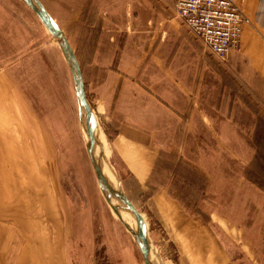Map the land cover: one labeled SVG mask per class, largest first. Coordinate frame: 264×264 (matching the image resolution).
I'll use <instances>...</instances> for the list:
<instances>
[{"label":"rangeland","instance_id":"obj_1","mask_svg":"<svg viewBox=\"0 0 264 264\" xmlns=\"http://www.w3.org/2000/svg\"><path fill=\"white\" fill-rule=\"evenodd\" d=\"M121 1L54 23L81 67L104 158L115 118L157 128L163 151L156 182L179 199L180 220L211 231L210 259L194 252L198 239L183 235L182 221L177 226L143 208L158 264H216L219 251L227 264H264V102L245 85L249 68L210 53L178 17L176 0ZM16 101L17 141L8 139ZM0 105L4 179L19 184L21 205L34 202L37 232L60 233L57 261L144 264L93 170L72 66L23 0H0ZM28 117L36 124L25 125Z\"/></svg>","mask_w":264,"mask_h":264},{"label":"crops","instance_id":"obj_2","mask_svg":"<svg viewBox=\"0 0 264 264\" xmlns=\"http://www.w3.org/2000/svg\"><path fill=\"white\" fill-rule=\"evenodd\" d=\"M38 1L50 15L53 22L54 20L59 22L58 19L60 21L64 20L63 14L67 15L65 18H70L69 16L72 15L75 16L76 20H80L79 14L92 12L93 5L105 7L101 9L104 11L110 6L123 3L121 0ZM236 2L243 8L247 21L242 25L238 51H232L229 55V66L234 68L236 65L243 63L249 68V79L246 80L245 85H250L252 92L259 94V99L254 98L255 100L264 102V0H236ZM99 11L100 9L97 12ZM57 14L60 15L57 16ZM182 23L184 24L183 21ZM62 34L64 36L63 31ZM19 105V101L11 103L12 134L10 133L11 137L8 139H15V141L19 140L20 133ZM2 110L3 106L0 105V120L3 119ZM28 113L27 111L26 114L28 115ZM250 116L251 114L248 112L249 119ZM115 122L117 124L106 129V152L108 162L113 167L119 180L122 193L141 215H143V208H148V210L151 208L158 215L157 219L172 221V224L179 226L180 221H182L180 220L181 205L179 199L171 197L166 188L156 182L155 177L159 168L161 152L163 151V139L160 136L163 135L162 132L159 135L157 128L149 129L142 121L126 116L115 118ZM26 123L32 126L34 123L36 124V122L32 123L29 117L25 125ZM208 123V120L204 119V124L208 125ZM3 124L0 123V264H62L57 261L56 256L61 246L57 242L60 233L57 232L56 237L51 236L49 238L50 234H46L44 231L41 232V230L37 232L35 217L32 216L35 213L34 202L26 203V205L28 204L27 208L23 204L21 205L19 184L14 180L5 181L4 179L5 169L3 159H1L6 156L3 147L5 140ZM14 124H16L15 127ZM27 131L30 134L33 130L27 127ZM243 138L245 137L243 136ZM211 139V137H204L203 140ZM14 155L12 153V156ZM85 172L89 173V169L85 168ZM62 187L61 185L59 188L62 189ZM60 203L64 205L62 199ZM183 220H186L181 223L183 235L195 236L198 239L194 252L203 253L211 259V231L200 224L198 228H193L189 223V219L183 218ZM32 252L41 254L38 260H36V257L35 260L30 259ZM218 253L220 259L215 261L216 264H227L225 258L221 259V251ZM206 264H210V260Z\"/></svg>","mask_w":264,"mask_h":264},{"label":"built area","instance_id":"obj_3","mask_svg":"<svg viewBox=\"0 0 264 264\" xmlns=\"http://www.w3.org/2000/svg\"><path fill=\"white\" fill-rule=\"evenodd\" d=\"M178 17L214 56L226 60L239 46L246 21L236 0H176Z\"/></svg>","mask_w":264,"mask_h":264},{"label":"water","instance_id":"obj_4","mask_svg":"<svg viewBox=\"0 0 264 264\" xmlns=\"http://www.w3.org/2000/svg\"><path fill=\"white\" fill-rule=\"evenodd\" d=\"M29 8L36 14V16L39 18V20L43 23V25L46 27L48 32L51 34V36L57 40L58 46L61 49V52L63 53L64 57L69 61V63L73 66L75 74H74V81H75V92L77 96V100L79 102V105L85 110L86 115L88 117V126H87V135L89 144L87 146V151L89 155V159L91 161L93 170L95 172L96 178L98 180L99 184H105L106 186H109L108 181L104 178L102 175L97 163L95 162L94 157V149H95V120L93 117V113L91 111V107L89 105V102L87 100L86 92H85V85L84 80L81 72V67L77 61V58L67 43L65 37L63 36L61 30L55 25L53 20L51 19L50 15L46 12V10L43 8V6L40 4L38 0H23ZM111 194H115L111 190ZM109 203V200H107ZM123 204L130 208L131 211L135 214L137 221H138V231L139 234L135 236L138 239V246L142 253L144 264H152L149 258V251L147 248V239L143 238L142 236V229L146 228L144 219L142 218L141 214L134 208V206L129 202V200L124 197L122 200Z\"/></svg>","mask_w":264,"mask_h":264},{"label":"bare ground","instance_id":"obj_5","mask_svg":"<svg viewBox=\"0 0 264 264\" xmlns=\"http://www.w3.org/2000/svg\"><path fill=\"white\" fill-rule=\"evenodd\" d=\"M72 70H73V73L75 74L73 66H72ZM80 115H81V123L83 126L82 131L84 133V137H85L86 143L88 145L89 144L88 135H87L88 117H87L86 112L83 108H81ZM93 117H94V114H93ZM94 120H95V133H94L95 162L97 163V165H98L102 175L104 176V178L108 181L110 188L108 186H106L105 184H100V186L102 188L103 193L106 196V199L109 200V204L112 206L114 211L119 215V217L124 221L128 230L132 233L133 236L134 235L137 236V234H139L137 218H136L135 214L131 211V209L126 207L122 203L123 202L122 200L124 197L121 194V189L119 187L117 177L114 173V170L110 168L107 159L104 158V156H106V154L103 150L104 144H103V142H101L102 137H101L100 131H99L98 126H97V120L95 118H94ZM111 190L115 194L112 195ZM141 233H142L143 238L147 239V226H146V228L142 229ZM147 248L149 251V258L151 259V263L152 264H158L159 259L157 260V255L155 254V252L153 250L150 249L148 239H147Z\"/></svg>","mask_w":264,"mask_h":264}]
</instances>
